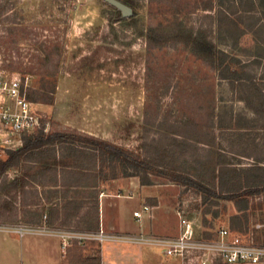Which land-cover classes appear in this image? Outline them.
<instances>
[{
	"label": "rangeland",
	"instance_id": "1",
	"mask_svg": "<svg viewBox=\"0 0 264 264\" xmlns=\"http://www.w3.org/2000/svg\"><path fill=\"white\" fill-rule=\"evenodd\" d=\"M128 1L132 17L115 20L117 8L105 0H0V68L28 76V92L45 98L38 101L43 131L103 138L215 188L220 166L244 168L264 162V111L256 113L241 100L244 87L221 78L185 43L169 40L149 45L144 35L148 27L159 32L201 29L241 61L243 72L264 95V29L260 28L264 13H231L237 29L225 20L214 24L202 17L217 11L215 0ZM241 31L246 33L243 37ZM42 42L53 56H58L55 47L59 49L56 77H42ZM69 145L57 143L55 152ZM74 146L82 150L88 145L77 141ZM26 166L20 175L25 186L19 197L0 193V204L5 200V213L10 215L18 198L31 200L38 180H47L55 172ZM7 171L9 182L17 173ZM147 177L148 185L170 207L180 205L211 235L221 226L230 228L229 218L238 212L231 200L203 202L195 188L154 173ZM246 213L248 227L239 233L264 242L263 192L249 197ZM204 217L211 226L203 225ZM53 238L58 240L60 257V239ZM101 247L104 264H132L130 257L138 260L140 253L150 254L154 261L164 259L161 249L153 245L102 242Z\"/></svg>",
	"mask_w": 264,
	"mask_h": 264
},
{
	"label": "trees",
	"instance_id": "2",
	"mask_svg": "<svg viewBox=\"0 0 264 264\" xmlns=\"http://www.w3.org/2000/svg\"><path fill=\"white\" fill-rule=\"evenodd\" d=\"M120 1L132 8L130 1ZM215 5L217 11L214 14L206 13L202 17L209 18L214 24L219 23L220 20H225L228 24L235 25L237 29H239V25L234 18L230 17L231 13L237 11H260V13H264V0H215ZM203 9L207 10V8ZM218 15L220 16L218 17ZM124 19L126 18L117 9L115 20ZM260 28L264 29V23L260 24ZM245 34L244 31L239 33L242 37ZM144 35L149 45H161L166 41L174 40L190 46L199 57L217 69L221 78L237 83L240 88L244 87L245 95L241 100H244L254 112L264 111V95L252 78L243 72L241 61L234 55L219 48L208 38L205 31L178 27L172 32H159L154 27H148ZM40 50L44 51L39 58V63L45 69L42 72V77L46 79L56 77L59 49L55 47L58 56H53L51 52L46 51L45 42H42ZM52 89L53 86L50 91ZM43 91H45L43 94L46 93L47 95L48 92L44 88ZM29 97L34 101L45 100L36 91L29 92ZM77 141L87 144L88 146L85 148L88 150H79V148L74 146ZM65 142L71 145L65 146L62 152H55L54 146L57 143ZM71 155L73 158L70 157ZM75 155L76 157L74 158ZM259 163L264 162L259 161ZM259 163L244 168L228 165L220 166L216 175L218 188H215V184L210 185L208 182L195 179L181 172L182 170L178 168L152 161L124 146L103 138L74 132L52 131L46 133L41 129L34 133L26 134L23 145L17 150L8 151L5 158L0 161V193L3 195H11L12 193L16 197L17 193L24 188L25 180L19 181L14 178L8 182L6 172L12 168H20L23 173L25 168L28 167L26 165L29 164H41L42 166L38 167V171L51 169L49 165L60 166L63 171L68 167H76L82 170L89 169L90 172L85 173H90L92 177H98L100 180L138 176L141 184L147 185L151 184V180L147 177L148 173H154L165 176L178 184L197 189L203 196V202L208 198H222L233 201L238 212L230 216L229 226L232 231L243 233L248 227L246 211L249 208V197L261 192L264 193V165ZM2 218L5 219V200L0 204V219ZM202 223L204 226H211L205 217L202 219ZM203 234L206 237L211 236L210 232L204 231ZM70 245L71 249L66 254L63 264H96L100 261L98 245L88 247L84 244H78L76 241H73ZM86 251H92L90 257H85Z\"/></svg>",
	"mask_w": 264,
	"mask_h": 264
},
{
	"label": "crops",
	"instance_id": "3",
	"mask_svg": "<svg viewBox=\"0 0 264 264\" xmlns=\"http://www.w3.org/2000/svg\"><path fill=\"white\" fill-rule=\"evenodd\" d=\"M34 165L35 168L42 166ZM49 167V171H55L54 174L47 180H38L37 192L31 200L29 196L18 198V203L14 202L18 208L13 206V215L6 212L2 221L25 224L46 222L50 226L86 231L102 227L107 231L121 233H178V218L174 209L163 200L158 191L153 190L152 185L141 184L138 176L100 180L98 177H92L90 173H85L90 172L89 169L68 167L63 171L60 166ZM11 170L17 173L12 179H23L20 178V168ZM143 204L150 206L151 215L144 214L143 218L137 221L133 217V211L140 209ZM30 235L31 233L24 237L11 231L0 232V264L64 263L71 245L65 252L61 249V256L58 257V240L53 238V235ZM84 245H98L100 261L96 264H104L101 244L87 242ZM91 252L86 251L85 257H90ZM162 256L163 260L154 261L150 254L140 253L138 260L132 257L130 260H133L132 264H172L171 259Z\"/></svg>",
	"mask_w": 264,
	"mask_h": 264
},
{
	"label": "built area",
	"instance_id": "4",
	"mask_svg": "<svg viewBox=\"0 0 264 264\" xmlns=\"http://www.w3.org/2000/svg\"><path fill=\"white\" fill-rule=\"evenodd\" d=\"M29 77L19 73H9L0 68V161L8 151L23 145L24 136L44 130L39 102L29 97ZM45 131V130H44ZM8 173V171H7ZM178 218V233L175 235H155L112 232L103 229L77 230L41 224L5 223L0 220V232L11 231L19 236L26 233L57 236L62 251L76 241L116 242L134 245H153L161 249L172 264H264V242L253 240L248 234L232 231L227 226L219 227L209 237L204 236L201 225L187 216L180 205L174 207ZM151 215V208L143 204L133 211L135 220L143 215ZM261 224H256L260 227Z\"/></svg>",
	"mask_w": 264,
	"mask_h": 264
},
{
	"label": "water",
	"instance_id": "5",
	"mask_svg": "<svg viewBox=\"0 0 264 264\" xmlns=\"http://www.w3.org/2000/svg\"><path fill=\"white\" fill-rule=\"evenodd\" d=\"M105 1L113 5L115 8H117L121 12V15L125 18L131 16L133 13L132 8L129 5L121 2L120 0H105Z\"/></svg>",
	"mask_w": 264,
	"mask_h": 264
}]
</instances>
